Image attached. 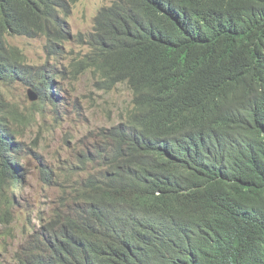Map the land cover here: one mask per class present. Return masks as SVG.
I'll return each mask as SVG.
<instances>
[{"label":"trees","instance_id":"1","mask_svg":"<svg viewBox=\"0 0 264 264\" xmlns=\"http://www.w3.org/2000/svg\"><path fill=\"white\" fill-rule=\"evenodd\" d=\"M77 1L0 0V222L24 182L19 126L35 116L6 91L33 87L40 108L58 100L56 67L29 64L7 36L46 35L58 58ZM172 1L168 21L148 0L99 9L74 67L106 89L128 82L133 106L84 152L99 168L71 188L69 213L16 264H264V0ZM168 102L171 119L137 117Z\"/></svg>","mask_w":264,"mask_h":264},{"label":"rangeland","instance_id":"2","mask_svg":"<svg viewBox=\"0 0 264 264\" xmlns=\"http://www.w3.org/2000/svg\"><path fill=\"white\" fill-rule=\"evenodd\" d=\"M112 0H79L71 3L68 17L72 38L58 56L45 50L46 37L8 36L11 44L20 46L32 64L47 61L57 72L55 81L62 89L58 104L47 103L39 117L25 120L19 126V140L24 144L21 164L24 182L10 189L16 197L13 219L0 222V263L14 264L25 257L29 244L44 231L55 217V209L66 198L63 185L74 186L86 173L76 166L84 157L89 144L99 140L92 136L96 130L117 122L123 111L131 107L132 92L127 84H119L110 92L100 88L92 72L82 73L75 61L85 58L90 51L85 42L92 31L99 9ZM64 71V72H63ZM6 91L7 99L17 101L23 114L39 110L28 96V87L14 85ZM43 170H53L46 175ZM87 172L89 170L87 169ZM6 218V217H5Z\"/></svg>","mask_w":264,"mask_h":264},{"label":"clouds","instance_id":"3","mask_svg":"<svg viewBox=\"0 0 264 264\" xmlns=\"http://www.w3.org/2000/svg\"><path fill=\"white\" fill-rule=\"evenodd\" d=\"M79 1V0H78ZM112 2V1H111ZM148 3L152 6V7H155L164 17H165V19L168 21V19H169V17H170V15H171V13H172V10H173V8H174V5L176 4V3H174L172 0H148ZM111 4V3H110ZM105 6V5H104ZM183 6V8H184V10L186 11V14H187V24H186V29L187 28H189L190 27V22L192 21V18H190V11L187 9V7L186 6H184V5H182ZM63 16V15H62ZM70 16V15H69ZM68 16V17H69ZM67 20H68V18H67ZM69 23V22H68ZM70 25V24H69ZM71 30V29H70ZM92 31H93V29H92ZM91 31V32H92ZM90 32V33H91ZM89 33V34H90ZM89 34L87 35V37L89 36ZM15 35H17V36H27V35H18V34H14V35H8V36H15ZM8 36H7V42H8V44H10V45H14V46H18V45H15V44H11L9 41H8ZM40 36H45L46 37V43H45V50H46V44H47V36L46 35H39V36H36V37H40ZM27 37H30V36H27ZM36 37H30V38H36ZM87 37H86V39H87ZM19 48H21L20 46H18ZM90 48V47H89ZM22 49V48H21ZM22 51L24 52V50L22 49ZM24 54L26 55V53L24 52ZM27 56V55H26ZM27 61H28V57H27ZM28 63L29 64H32V63H30L29 61H28ZM32 65H38V64H32ZM92 74H93V72H92ZM93 76H94V78H96V81H97V83L100 85V88L101 89H103L104 91H107V92H110V91H112L113 89H115L119 84H122V83H124V84H127L128 85V87L130 88V90H131V92H132V99H131V103H132V105H131V107L133 106V101H134V97H135V95H134V92H133V89H132V87L129 85V83L128 82H120V83H118V84H116V85H114L113 86V88L112 89H106V88H104V84L102 83V81H101V77L98 75L97 77L93 74ZM14 85H17V84H14ZM14 85H12V86H14ZM19 85V84H18ZM243 86H244V88H245V91H246V95L248 96V89H247V87L244 85V84H242ZM20 86V85H19ZM55 87H59V89H62L59 85H57V82L55 81ZM30 88H33V87H28V96H29V89ZM34 89V88H33ZM35 90V89H34ZM52 92H53V90H51ZM35 92H36V90H35ZM37 93V92H36ZM38 94V93H37ZM39 95V94H38ZM29 99L30 100H32L31 98H30V96H29ZM38 99H40V101H38ZM38 99H36V100H32V101H38V102H41V96L39 95V97H38ZM61 99H62V97H61ZM61 99L59 100V101H61ZM15 101V100H14ZM16 103H17V105L20 107V104L17 102V101H15ZM38 102H35V103H38ZM174 102H175V100H174ZM34 103V104H35ZM47 103H51V102H47ZM33 104V105H34ZM58 104V103H57ZM42 105V104H41ZM45 106V105H44ZM131 107H129L126 111H123L122 113H121V115H120V118H119V120L117 121V122H115V123H113V124H111V125H109V126H103V127H100L98 130H96L95 131V133L92 135V136H94V137H97V138H99V140H101V134H102V132L105 130V129H107V128H110V127H112V126H114V125H117V124H119L121 121H123L125 118H126V113L127 112H129V110H130V108ZM37 108H39V110L37 111V112H35V116H33L32 118H38L39 117V115L41 114L40 113V110L42 109V107L40 108V107H37ZM44 108V107H43ZM174 108V109H173ZM177 108V105H176V103H175V105L173 106V105H170L169 104V102L166 104V105H164V106H159V107H156V106H152V107H148V109L147 110H145L144 112H142V113H140V114H137V117L140 119V120H143L144 122H146V123H152V122H155L156 120H158V119H171V118H173L175 115H176V113H177V111H178V109H176ZM21 109V108H20ZM22 112V111H21ZM32 114H34V113H31L30 115H28V114H24V115H28V116H31ZM31 119V118H30ZM25 121V120H24ZM23 121V122H24ZM12 124V123H11ZM18 141L21 143V141L19 140V138H18ZM97 142V141H96ZM95 143V142H94ZM93 144V143H92ZM92 144H89V146H88V148H87V150H89L91 147H92ZM86 151V150H85ZM23 146H22V143H21V145L19 146V153H20V158H19V164L21 165V166H23L22 164H21V159H22V157H23ZM163 154V153H162ZM140 159H142V161L144 162V166L146 167L147 165H149L153 160H150V159H147V158H144V157H139V158H137L136 159V161L135 162H138ZM80 171H82V172H85L86 174L88 173L87 172V169L89 170V172H94V171H96L98 168H99V166L97 165V164H95V163H92L90 160H82V159H80V161H79V164L76 166ZM85 168L84 170L82 169V168ZM146 173H148L146 170H145V173H144V175L146 174ZM131 175L133 176L134 175V173L131 171ZM86 177V175L81 179V180H79L77 183H79V182H81L84 178ZM152 180V179H151ZM72 183H74V180L72 179L68 184H66V185H63V187H62V189H61V191H63V194L66 196V198L65 199H63L61 202H60V204H59V206L55 209V210H58V213H60V219L59 220H55V218L53 219V221L47 226V228H49V227H52V226H57L58 224H60V222L63 220V218H64V215L65 214H67V213H69V195H70V191H71V184ZM152 184H153V186H154V183H153V181H152ZM46 228V229H47ZM45 229V230H46ZM44 230V231H45ZM44 231H42V232H44ZM42 232L39 234V235H41L42 234ZM38 235V236H39ZM17 263V261L14 263V264H16Z\"/></svg>","mask_w":264,"mask_h":264},{"label":"water","instance_id":"4","mask_svg":"<svg viewBox=\"0 0 264 264\" xmlns=\"http://www.w3.org/2000/svg\"><path fill=\"white\" fill-rule=\"evenodd\" d=\"M29 96L32 100H36L39 97V95L35 92L33 88L29 89Z\"/></svg>","mask_w":264,"mask_h":264},{"label":"bare ground","instance_id":"5","mask_svg":"<svg viewBox=\"0 0 264 264\" xmlns=\"http://www.w3.org/2000/svg\"><path fill=\"white\" fill-rule=\"evenodd\" d=\"M55 88H57V87H55ZM55 88H54V91H55ZM59 89V88H58ZM53 94H55V96H56V99L58 98V100L56 101V102H58L59 101V94L58 93H53Z\"/></svg>","mask_w":264,"mask_h":264}]
</instances>
